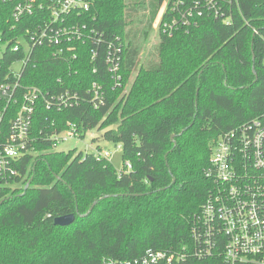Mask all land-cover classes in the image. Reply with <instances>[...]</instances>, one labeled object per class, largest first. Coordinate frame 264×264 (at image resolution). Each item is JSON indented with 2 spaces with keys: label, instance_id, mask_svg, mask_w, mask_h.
<instances>
[{
  "label": "trees",
  "instance_id": "trees-1",
  "mask_svg": "<svg viewBox=\"0 0 264 264\" xmlns=\"http://www.w3.org/2000/svg\"><path fill=\"white\" fill-rule=\"evenodd\" d=\"M163 2L92 0L76 18L85 36L67 59L53 57L52 46L36 48L20 86L69 90L78 103L56 111L37 101L29 144L36 154L12 164L13 186L0 185V264H118L149 249L179 252L189 241L213 188L204 170L214 142L264 112V0H241L230 23L206 13L172 35L158 29L135 70ZM11 9L0 10L9 39L39 22L13 27ZM109 42L122 48L118 85L104 62ZM19 58L0 54V84ZM3 107L0 100L2 144L18 105ZM69 124L80 138L104 129V140L120 145L123 169L93 152L56 151L51 137ZM70 213V225L53 224Z\"/></svg>",
  "mask_w": 264,
  "mask_h": 264
},
{
  "label": "built area",
  "instance_id": "built-area-1",
  "mask_svg": "<svg viewBox=\"0 0 264 264\" xmlns=\"http://www.w3.org/2000/svg\"><path fill=\"white\" fill-rule=\"evenodd\" d=\"M240 1L164 0L158 29L161 34L172 35L180 28L195 25L206 13L230 23L232 10ZM91 4L92 0H0V10L3 5L12 6L13 27L25 20L29 24L31 17L39 19L35 27L13 39L0 32V54L17 53L20 58L15 62L21 63L18 70L11 66V80L0 84L3 110L11 102L18 105L7 138L0 143V185L13 186L9 181L16 174L12 164L25 154H36L29 144L37 101L43 100L47 109L56 111L78 103L77 94L69 90L56 93L36 86L21 87L19 79L38 47L52 46L53 57L68 58L72 42L85 36V25L76 22V18L87 12ZM115 40L120 39L116 36ZM121 51L120 43L109 42L104 54L116 85L121 77ZM95 53L92 52V59ZM90 91L94 100L101 101L103 93L99 84L92 83ZM1 119L2 115L0 122ZM69 137L80 138L73 124L51 139L57 144ZM93 153L109 156L108 152L102 154L99 150ZM204 176L213 182V188L193 221L189 241L181 250L168 253L149 249L139 258L118 264H264V112L217 138Z\"/></svg>",
  "mask_w": 264,
  "mask_h": 264
},
{
  "label": "rangeland",
  "instance_id": "rangeland-1",
  "mask_svg": "<svg viewBox=\"0 0 264 264\" xmlns=\"http://www.w3.org/2000/svg\"><path fill=\"white\" fill-rule=\"evenodd\" d=\"M157 32H158V16L155 20V23L153 24L152 30L147 34V36L144 38L142 42L143 48L135 70L137 69L139 62H141L144 59L147 50L150 47H152L153 44L155 43ZM20 65L21 63L14 62L12 68L18 70ZM132 76L130 81L132 80ZM104 131H105L104 129L99 130L98 128H93L91 130L86 131L83 137L81 138L69 137L67 140L58 142L55 146V150L64 151V152L74 150L76 153L77 152L89 153V152H96L99 148L100 153L102 154L105 152L109 153L108 159L113 165V167L116 169V171L122 170L124 165H123L120 145L112 141L104 140L102 136Z\"/></svg>",
  "mask_w": 264,
  "mask_h": 264
},
{
  "label": "water",
  "instance_id": "water-1",
  "mask_svg": "<svg viewBox=\"0 0 264 264\" xmlns=\"http://www.w3.org/2000/svg\"><path fill=\"white\" fill-rule=\"evenodd\" d=\"M172 137L173 136H171V138ZM92 206L90 207L88 212L91 210ZM74 218H75V215L73 213H70L64 216H59V217L54 218L53 224L56 226H61V227L68 226L74 221Z\"/></svg>",
  "mask_w": 264,
  "mask_h": 264
}]
</instances>
